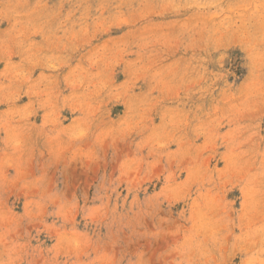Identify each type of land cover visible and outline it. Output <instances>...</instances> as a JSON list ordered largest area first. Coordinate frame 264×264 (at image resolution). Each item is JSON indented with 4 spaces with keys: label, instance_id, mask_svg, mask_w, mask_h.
<instances>
[{
    "label": "rangeland",
    "instance_id": "1",
    "mask_svg": "<svg viewBox=\"0 0 264 264\" xmlns=\"http://www.w3.org/2000/svg\"><path fill=\"white\" fill-rule=\"evenodd\" d=\"M0 264H264V0H0Z\"/></svg>",
    "mask_w": 264,
    "mask_h": 264
}]
</instances>
